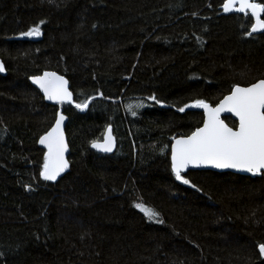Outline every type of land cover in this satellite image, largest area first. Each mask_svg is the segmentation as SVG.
I'll use <instances>...</instances> for the list:
<instances>
[{
  "label": "trees",
  "instance_id": "obj_1",
  "mask_svg": "<svg viewBox=\"0 0 264 264\" xmlns=\"http://www.w3.org/2000/svg\"><path fill=\"white\" fill-rule=\"evenodd\" d=\"M223 2L0 0V264H264V174L191 170L184 184L171 170L173 138L203 125L197 100L264 79V33ZM46 70L74 95L57 182L39 175L59 109L30 83ZM110 126L116 149L100 153Z\"/></svg>",
  "mask_w": 264,
  "mask_h": 264
},
{
  "label": "snow or ice",
  "instance_id": "obj_2",
  "mask_svg": "<svg viewBox=\"0 0 264 264\" xmlns=\"http://www.w3.org/2000/svg\"><path fill=\"white\" fill-rule=\"evenodd\" d=\"M221 6L225 13L232 11L245 15L250 13V19H254L255 22L251 24V31L247 33L249 36L258 30H264V18L261 17V14H264V3H258L256 0H224ZM40 23L42 24L43 21ZM21 35H40L39 26ZM3 71L5 68L0 63V72ZM31 79L43 91L46 99L59 103L71 102L72 92L69 91L68 81L64 77L45 72L42 76H34ZM150 99L156 101L155 96ZM156 102L160 103V101ZM194 106L205 110L203 126L197 127L186 137L173 138L174 143L171 145V170L177 180L184 184L190 183L181 175L189 165L242 169L253 174L264 171V79H259L247 87L233 85L230 94L215 107L203 100H197ZM75 107L84 110L88 107V101L77 103ZM128 109L132 115H136L132 105H129ZM179 111L183 112L184 108H180ZM225 111L234 113L238 117L237 127H229L220 119V113ZM64 120L65 116L57 113L55 125L39 140V143L48 149L39 173L45 181H55L69 166L64 158L67 150L61 128ZM92 147L101 148L105 152L112 151L113 138L110 127L107 129L105 143L93 142ZM134 207L150 220L159 216V213L143 203H136ZM157 222L162 221L157 220ZM258 250L259 255L264 257V244H259Z\"/></svg>",
  "mask_w": 264,
  "mask_h": 264
},
{
  "label": "water",
  "instance_id": "obj_3",
  "mask_svg": "<svg viewBox=\"0 0 264 264\" xmlns=\"http://www.w3.org/2000/svg\"><path fill=\"white\" fill-rule=\"evenodd\" d=\"M237 7H238V5H237ZM222 10H223V8H222ZM223 13H224V14H232V13H237V12L232 11V12H229V13H225V12L223 11ZM239 14H244V13H239ZM249 14H250V13H249ZM263 15H264V14H261V17H262V18H263ZM254 22H255V21H254V19H253V23H254ZM259 33H264V30H258L257 32L252 33V34H259ZM0 63H2L3 66H4V68H5V71L0 72V75H2V76H6V75L8 74V70H7V68H6L5 63L2 61L1 58H0ZM45 72L56 73L57 76H62V77H64V79L68 81V88H69V91L72 92V100H71V102L65 101V102H63V103H59V102L54 101V100H48V99L45 98L44 93H43V91L39 88V86L36 85V84H34L33 81H32V79L30 78V83H31L34 87H36L37 89L40 90L41 94L44 96V98L46 99V101H47L49 104H52V105H57V104H58V105H59L58 113L63 114V115L65 116V120L63 121V123H62V125H61V128H62V131H63V134H64L65 143H66V145H67V150H66L65 153H64V158H65V160L68 162V165H69V166H68V168H66V169L64 170V172H62V173L57 177V179H56L55 181H50V182H57L60 178H62V177L68 172L69 167H70V163H69V159H68V156H69V154H70V145H69L68 136H67V132H66V127H67V123H68V119H69V117H68V115L64 112L63 104L74 105V95H73V91H72V89H71V84H70L69 79L66 78L64 75L58 73L57 71H54V70H46V71H44L42 74L35 75V76H42ZM32 77H34V76H32ZM254 83H255V82H254ZM249 85H250V84H249ZM249 85H239V86H241V87H247V86H249ZM229 94H230V93H229ZM229 94H227V95H229ZM227 95H226V96H227ZM224 97H225V96H224ZM224 97H223V98H224ZM223 98H222L221 100H223ZM221 100H220V101H221ZM217 104H218V103H217ZM217 104H216V105H217ZM216 105H214V106H212V107H215ZM210 106H211V105H210ZM84 110H85V109H84ZM204 112H205V110H204ZM227 116H231V117H233V118L237 121V123L239 122V121H238V117H236V116L234 115V113H231V112H228V111L221 112V113H220V119L223 120L224 123H225L226 125H228L229 127H232V126H230V125L226 122V120H225V118H224V117H227ZM56 119H57V118H56ZM54 125H55V122H54V124L52 125V127H53ZM202 126H203V125H202ZM202 126H201V127H202ZM237 126H238V125H237ZM52 127H51V128H52ZM51 128H50L48 131H50ZM108 128H109V127H108ZM108 128H107V129H108ZM110 128H111V135H112V138H113V148H112V151H111V152H105V151H103L101 148H93V147H92L93 149H95L96 151H98V152H100V153H104V154H110V153H112V152L115 151L116 146H117L116 137H115V135H114V133H113V130H112V127H111V126H110ZM232 128H235V127H232ZM107 129H106V132H105V135H104L103 140H101V141H96V143H99V144H104V143H105V137H106V135H107ZM48 131H47V132H48ZM47 132H46V133H47ZM46 133H44L42 136H44ZM187 136H188V135H187ZM181 137H186V136H180V137H177L176 139H179V138H181ZM39 140H40V139H39ZM173 143H174V141H173ZM173 143H172V144H173ZM39 145H40V147L43 148V149L45 150V152L47 153V151H48L47 147H46L45 145L40 144V143H39ZM191 170H212V171H217V172H233V173H237V174H241V175H248V176H249V175H250V176H260V175L264 174V171H262L261 173L253 174V173H249V172H247V171H245V170H242V169H233V168L218 169V168H215V167H213V166H211V165H201V166H198V167H197V166L189 165L188 168L185 169V170H183L181 174H183V173H187L188 171H191ZM261 262L264 263V257H262V256H261Z\"/></svg>",
  "mask_w": 264,
  "mask_h": 264
}]
</instances>
